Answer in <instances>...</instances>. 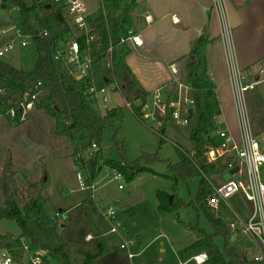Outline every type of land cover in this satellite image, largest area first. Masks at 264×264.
<instances>
[{"label":"rangeland","instance_id":"rangeland-1","mask_svg":"<svg viewBox=\"0 0 264 264\" xmlns=\"http://www.w3.org/2000/svg\"><path fill=\"white\" fill-rule=\"evenodd\" d=\"M35 1L26 0L30 4ZM40 2L44 0H39ZM91 3L93 9L99 8V0H91ZM97 13L98 11L95 12V16ZM43 18L42 11L32 12L29 23L41 29ZM12 22L20 27L23 24V17L16 10L4 9L0 2V49L15 37L13 32L7 34L2 32V29L11 27ZM37 55L35 43L31 42L27 48L17 44L15 50L1 59L12 62L13 57L17 56L19 62L13 64L20 69L30 71L35 66ZM103 62L107 68L113 70V76L115 75L120 82L119 72L115 71V67L118 66L117 61L108 56ZM186 62L187 60L178 72L173 89L175 92H178L179 83L190 86L186 78ZM247 82L250 83V80ZM163 92L165 93L164 89ZM112 99L113 104L110 105V109L124 108V121L117 134L123 144V150L107 139L100 165L106 166L108 161L123 163L127 160L133 163L141 160L140 167L145 169L137 171L134 177H128L127 172L118 167L123 176L115 180L111 169L104 167L97 177L96 202H93V205L90 204L92 199L88 200L92 191L83 190L77 179L78 169L74 164L73 141L67 137L54 135L55 122L45 111L34 108L27 118L17 122L19 124L16 126L11 117L6 114L0 119V169L3 168L8 154L11 153L13 170L16 171V178L22 189L26 187V180L37 182L40 179L42 163L47 165L50 172L51 195L42 201L43 208L40 214L30 219V228L38 240V245H33L28 236L23 239L24 245L28 246L31 252L40 254L43 264H63L61 255L55 254L51 249L43 250V247L64 246L71 263L77 264L84 260L88 251L104 242L108 244L111 251L92 264H138L139 261L181 264L179 252L191 246L196 240L193 232L188 230V225L198 220L201 228L208 233L213 232L203 210L199 212V219L198 212L193 206L179 207L164 213L159 210V191L167 193L169 198L175 196L176 199L186 203L191 202L198 194L200 177L188 179L176 190L172 182L165 177L173 175L167 161L173 163L179 161L177 145L187 152L195 149V142L191 138V132L196 127L195 117L190 118L186 125H177L172 121L167 130L166 126L157 128L156 131L160 130L164 133L163 141L162 137L151 128L153 124L150 120H141L126 106L125 96L121 92L112 90ZM91 104L98 114L107 112L101 111L98 103ZM140 104L141 102L137 101L135 106ZM182 114L185 116L186 111L183 110ZM249 117L253 123L250 113ZM255 131L254 129V133ZM154 155H157V159L146 160ZM261 171L264 176V166ZM229 201L240 217L247 218L249 202L242 194L233 196ZM227 204L229 205V202ZM109 205L116 209L117 221L126 230L121 227L119 233L111 232V226L103 215L105 207L108 208ZM2 206H4V196L0 192V207ZM57 213L64 214L65 217L57 216ZM128 231L141 236L143 243L140 248L135 243V245H129L128 250L121 249V244L129 241ZM0 234L20 236L22 229L15 220L2 219ZM89 234L94 237L92 241L87 239ZM248 241L250 242L247 237L245 243L249 247ZM216 242L222 249L223 238L217 237ZM2 251L0 249V259ZM129 251L140 253V255L131 260L128 258ZM251 251L256 253L255 249ZM198 256L195 257L197 263ZM16 262L22 264L24 255L20 261Z\"/></svg>","mask_w":264,"mask_h":264},{"label":"trees","instance_id":"trees-1","mask_svg":"<svg viewBox=\"0 0 264 264\" xmlns=\"http://www.w3.org/2000/svg\"><path fill=\"white\" fill-rule=\"evenodd\" d=\"M102 4L93 21L95 26L103 31L104 36L103 46L96 54L93 76L98 88L109 86L112 82L114 72L103 62L111 38L114 45L113 59L118 65L115 71L119 72L122 93L132 104L135 115L141 118V106H135V103L137 101L145 103L149 94L140 88L132 74L124 68L123 59L127 48L119 45L121 36L126 32V25L129 24L127 14L135 7L136 0H102ZM1 5L8 10L18 8L23 17L21 27L27 32L40 33V35L35 40L38 55L32 70L20 69L0 58V114H7L11 109H15L17 122H20L22 115L20 105L24 92L28 90L32 93L38 92L35 109L45 111L54 120L55 136L67 137L73 141L74 164L77 169L88 172L87 184L90 185L103 167L100 161L103 158L106 140L109 139L114 146L123 150V144L117 134L124 121V108L115 107L104 115L98 114L86 96L84 86L58 69L52 57L53 45L68 33L65 20L59 11H56L49 3H39V0L31 4L26 0H1ZM39 10L44 13L41 29H46L48 36L43 33V30L29 23L31 13ZM209 42L207 35L200 36L193 44L185 64L186 78L195 101L193 117L196 119V127L191 132V138L195 142V152L192 154L177 145L179 161L177 163L167 161L169 170L176 174V183L200 177L199 191L189 203L176 198L170 203L169 195L159 191V210L164 213L179 207L193 206L198 212V219L200 210H203L213 228V232L208 233L199 226L198 220L188 225L197 240L179 252L183 264H263L249 257L236 244L231 243L233 234L230 224L236 218L232 208L226 202H221L219 210L213 211L206 203L207 198L213 195L220 185L214 177H223L228 169V162L219 160L210 163L205 155L208 147L216 144L213 134L219 128L217 117L221 113L216 86L209 75L206 57V47ZM40 82L41 87L36 89ZM157 133L164 141V133L160 130ZM93 144L97 145V151L93 158L84 160L82 151L88 150ZM155 159L157 155L148 157L146 160ZM140 161L133 163L127 160L123 163L108 161L106 166L113 169L120 167L127 172L128 177H134L137 171L145 169L140 167ZM41 173V178L37 182L26 180V187L22 189L18 184L16 171L13 170L11 153L8 154L3 168L0 169V192L4 196V206L0 207V221L15 220L22 229L20 236L0 234V249H8L16 261L23 258V239L26 236L31 238L33 245H38V240L30 228V219L40 214L43 208L42 201L49 196L51 176L45 163L41 165ZM218 236L224 241L222 249L215 241ZM49 249L62 256L63 264H72L64 246L43 247V250ZM105 253L106 248L99 245L94 250L88 251L84 260L77 264H92L102 258ZM200 254H206L207 258L204 262L197 263L195 257Z\"/></svg>","mask_w":264,"mask_h":264},{"label":"crops","instance_id":"crops-1","mask_svg":"<svg viewBox=\"0 0 264 264\" xmlns=\"http://www.w3.org/2000/svg\"><path fill=\"white\" fill-rule=\"evenodd\" d=\"M147 17H150V22L147 21ZM127 18L130 26L141 36L143 45L140 47L131 43L127 45V53L123 59L124 68L132 74L140 88L147 94L157 89L176 94L173 89L181 66L190 55L193 44L200 36L207 35L210 41L206 47L209 75L216 86L220 102L218 126L229 130L237 141H241L242 108H245L247 116L249 113L252 116L251 126L256 130L255 135L264 150V0H136V5L127 14ZM7 62L18 63L19 58L15 56L12 62ZM239 77L246 83L250 80L254 87L244 94L240 93L237 82ZM3 115L0 114V119ZM140 119L143 120L144 117ZM248 119L250 120V117ZM170 122L172 121L166 122V130ZM14 124L16 126L19 123L14 121ZM152 124L151 128L157 132L156 125L153 122ZM194 152L195 149L190 153ZM104 167L110 168L103 166L102 169ZM171 174L173 175L165 177L172 182L176 190L184 182L176 183V174L173 172ZM214 179L218 185L224 181L223 177L219 176ZM51 189L52 183L49 195ZM96 193L97 191L92 192L88 197V200L92 199L91 205L96 202ZM141 197L143 198V195ZM174 199L175 196L172 201ZM229 205L238 214L230 201ZM110 206L113 207L112 205L108 207ZM247 209L248 218L252 209L250 203L247 204ZM121 226L126 230L123 225ZM188 230L193 232L189 227ZM127 237L129 241L135 240L137 247L142 246L141 236L128 231ZM247 237L250 240L249 247L245 243ZM93 238L92 236L89 241ZM231 243L236 244L251 258L261 254V245L249 236L233 234ZM99 245L106 248L105 256L111 251L106 242ZM251 249H255L256 253ZM25 260L24 254V262ZM139 263L147 264L141 261Z\"/></svg>","mask_w":264,"mask_h":264},{"label":"built area","instance_id":"built-area-1","mask_svg":"<svg viewBox=\"0 0 264 264\" xmlns=\"http://www.w3.org/2000/svg\"><path fill=\"white\" fill-rule=\"evenodd\" d=\"M44 2L49 3L62 14L68 28V33L53 45L52 57L54 63L61 72L74 78L84 86L85 94L91 103H98L101 111L108 112L110 105L113 104L112 90L122 93V84L114 75L109 86L98 88L96 79L93 76L96 54L101 50L104 42L103 31L98 29L93 22L95 12L103 6L102 0H99L100 4L99 8H96L97 10L93 9L91 0H44ZM13 10L20 11L18 8ZM147 21H151L150 17H147ZM40 30H43V33L48 36L46 29ZM2 32L4 34L13 32L15 37L0 49V58L15 50L17 44L22 48H27L31 42L35 43L36 38L40 35V33L25 31L15 22H12L11 27L2 29ZM130 43L140 47L143 45V40L128 24L126 25L125 34L120 38L119 45L127 47ZM113 51L114 45L110 38L106 57L110 56L113 59ZM237 82L238 91L242 94L254 87L253 83H246L240 77ZM41 85V82L38 83L36 89ZM38 95V92L32 93L30 90L24 92L23 101L20 105L22 111L20 122L24 121L35 108ZM125 101L126 106L133 110L132 104L126 99ZM139 106H141V117L152 121L156 128H162L167 121H174L180 125L188 124L190 112L194 113L195 101L191 95V87L179 83L176 94L164 93L162 89H157L149 94L145 103H141ZM183 110L186 111L185 116L182 114ZM106 113L101 112V115ZM7 114L17 122L15 109H11ZM242 114L241 141H237L229 130L218 128L213 134V137L216 138V144L209 146L206 151L205 155L208 162L214 163L219 160L228 162L226 172L235 166H239V171L233 175V178L227 182L223 181L215 189L214 194L207 198L206 203L213 211H218L221 202L228 203L233 196L238 194L244 196L246 201L251 204V214L248 218H242L235 213L236 218L230 224V229L233 234L249 236L261 245V254L253 257V259L264 264V176L261 171L264 165V150L253 131L245 108H242ZM97 149V145L93 144L88 150L82 151V158L90 160ZM111 172L115 180H119L123 176L116 168H112ZM87 178L88 172L78 169L77 179L82 189H89L95 193L97 191L96 181L88 185ZM56 215L65 217L64 214L57 213ZM103 215L111 226V232L119 233L122 226L117 221L115 208L108 207L104 210ZM87 239H92V236H87ZM129 245H135V242L133 240L126 241L121 244V248L128 249ZM23 251L26 255L23 264H43L40 254L31 252L28 246L24 245ZM128 256L132 259L138 257L139 254L129 251ZM206 258L207 255L202 254L196 259L198 263H202ZM0 264H17V262L10 251L3 250Z\"/></svg>","mask_w":264,"mask_h":264},{"label":"water","instance_id":"water-1","mask_svg":"<svg viewBox=\"0 0 264 264\" xmlns=\"http://www.w3.org/2000/svg\"><path fill=\"white\" fill-rule=\"evenodd\" d=\"M189 117H190V118L193 117V112H192V111L190 112V116H189ZM238 171H239V166H235V167H233L232 169H230L228 172H226V173L223 175V179H224V181H225V182L230 181V180L233 178V175H234L235 173H237ZM172 199H173V197H170V201H172ZM233 240H235V238H234Z\"/></svg>","mask_w":264,"mask_h":264}]
</instances>
